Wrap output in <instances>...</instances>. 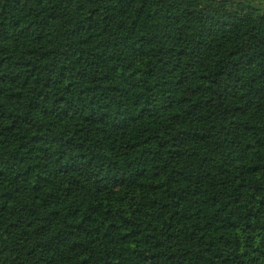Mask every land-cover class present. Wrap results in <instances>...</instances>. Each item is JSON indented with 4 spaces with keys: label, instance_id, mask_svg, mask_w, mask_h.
Instances as JSON below:
<instances>
[{
    "label": "trees",
    "instance_id": "trees-1",
    "mask_svg": "<svg viewBox=\"0 0 264 264\" xmlns=\"http://www.w3.org/2000/svg\"><path fill=\"white\" fill-rule=\"evenodd\" d=\"M0 264H264V0H0Z\"/></svg>",
    "mask_w": 264,
    "mask_h": 264
}]
</instances>
